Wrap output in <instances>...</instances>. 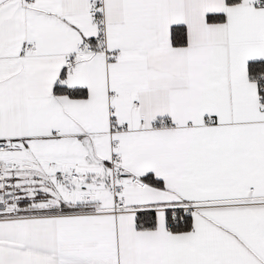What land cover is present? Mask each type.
I'll return each mask as SVG.
<instances>
[{"label":"snow or ice","instance_id":"snow-or-ice-1","mask_svg":"<svg viewBox=\"0 0 264 264\" xmlns=\"http://www.w3.org/2000/svg\"><path fill=\"white\" fill-rule=\"evenodd\" d=\"M0 264H264V0H0Z\"/></svg>","mask_w":264,"mask_h":264}]
</instances>
